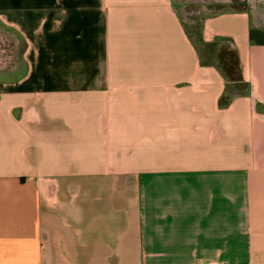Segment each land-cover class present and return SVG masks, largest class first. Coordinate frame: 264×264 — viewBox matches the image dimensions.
<instances>
[{
	"label": "crops",
	"instance_id": "1",
	"mask_svg": "<svg viewBox=\"0 0 264 264\" xmlns=\"http://www.w3.org/2000/svg\"><path fill=\"white\" fill-rule=\"evenodd\" d=\"M191 1L0 0V264H264V28Z\"/></svg>",
	"mask_w": 264,
	"mask_h": 264
},
{
	"label": "rangeland",
	"instance_id": "2",
	"mask_svg": "<svg viewBox=\"0 0 264 264\" xmlns=\"http://www.w3.org/2000/svg\"><path fill=\"white\" fill-rule=\"evenodd\" d=\"M208 3L205 4L207 9H203V2L200 0H192L187 3L185 7L183 4H178V10L183 18H185V26L188 29V33L194 40H198L200 35L201 25L204 19L215 12L225 11V10H239L247 9L253 19L258 22V26H263L264 28V0H206ZM210 2V3H209ZM259 36L264 38L261 32H258ZM205 57L209 60H214L221 65L223 57L222 55L230 54V49L228 46L213 45L204 47ZM232 57H235L234 51L231 52ZM221 60V61H220ZM224 69V68H223ZM226 70V69H224Z\"/></svg>",
	"mask_w": 264,
	"mask_h": 264
},
{
	"label": "trees",
	"instance_id": "3",
	"mask_svg": "<svg viewBox=\"0 0 264 264\" xmlns=\"http://www.w3.org/2000/svg\"><path fill=\"white\" fill-rule=\"evenodd\" d=\"M258 32H261V31H251V36H252V38H254L255 40H257V41H259V42H264V38H262V37H260L259 35V33ZM259 34V35H258ZM263 35H261V36H264V33H262ZM199 37V36H198ZM194 42L196 43V45H201V44H203V41L200 39V38H198V40H194Z\"/></svg>",
	"mask_w": 264,
	"mask_h": 264
}]
</instances>
